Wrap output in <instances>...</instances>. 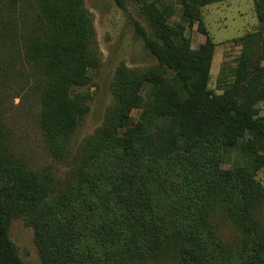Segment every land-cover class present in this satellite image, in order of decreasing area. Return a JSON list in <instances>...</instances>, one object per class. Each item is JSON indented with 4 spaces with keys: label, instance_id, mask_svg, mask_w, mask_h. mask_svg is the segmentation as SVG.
<instances>
[{
    "label": "trees",
    "instance_id": "trees-1",
    "mask_svg": "<svg viewBox=\"0 0 264 264\" xmlns=\"http://www.w3.org/2000/svg\"><path fill=\"white\" fill-rule=\"evenodd\" d=\"M193 1L204 5L222 0ZM33 2L45 27L41 34L28 36L23 54L43 72L40 126L53 152L61 153L62 140L73 133L82 111L69 96V88L85 77L96 56L91 16L83 0ZM115 2L124 8L121 0ZM254 3L257 29L241 38L232 82L221 95L213 96L207 89L213 43L206 39L198 49H189L183 26L176 30L161 25L173 32L176 42L150 40L173 77L156 80L144 95H137L135 79L122 74L116 80L115 105L94 137L97 145L103 143L111 150L119 169L111 182L91 195L97 194L100 201L115 198L114 218L122 217L121 207L125 208L135 239L143 237L149 245L146 259L207 263L206 250L198 240L210 230L204 227L217 212L230 220L241 237L238 264H264V227L256 218L264 204V187L254 179L264 163V121L257 108L264 102V0ZM147 8L154 19H162L155 6ZM132 107L141 110L137 120L130 119ZM238 142L243 164L221 170L220 154ZM90 170L83 174L85 179L80 177L79 187L94 182ZM0 174L11 182L2 184L12 187L6 197L0 194V264H15L6 229L11 218L21 214L29 217L36 243L51 264L77 259L81 245L76 220L54 212L47 201V183L10 160L1 124ZM190 199L196 206L193 215L182 206ZM118 230L124 234L125 228H113L112 234Z\"/></svg>",
    "mask_w": 264,
    "mask_h": 264
},
{
    "label": "rangeland",
    "instance_id": "rangeland-1",
    "mask_svg": "<svg viewBox=\"0 0 264 264\" xmlns=\"http://www.w3.org/2000/svg\"><path fill=\"white\" fill-rule=\"evenodd\" d=\"M121 2L124 8L115 0H83V7L91 16L96 56L85 77L69 88V96L82 111L76 117L73 133L62 140L63 151L54 153L40 126V90L45 78L38 64L23 54L28 36L41 34L45 26L33 0H0V124L5 132V151L10 160L47 183L48 205L54 212H63L64 218L73 216L80 228L78 258L59 264H182L178 259H146L149 245L143 237L135 239L130 230L135 227L127 222L125 208L121 207L122 217L114 218L115 198L100 201L97 194L91 195L100 185L111 182L119 169L111 150L103 143L97 145L94 135L115 105L116 80L122 74L135 79L137 95L149 93L156 80L174 76L150 41H177L173 32H166L161 25L176 30L183 26L182 37L191 50L198 49L206 39L213 43L207 82L213 96L221 95L231 84L241 38L258 25L254 0H222L204 5L192 0ZM147 5L155 6L162 19H154ZM257 108L258 117L264 121V102H259ZM140 112V108H130V119L137 120ZM241 164L239 142L220 154L221 170H233ZM88 170L94 182L79 187L80 177L85 179L83 174ZM2 175L0 194L4 198L12 187L2 184L11 183ZM254 179L264 187V163L254 173ZM190 200L182 206L193 215L196 206ZM257 211L256 218L264 227V204ZM29 221L24 214L13 216L6 229L15 264H51L36 243V230ZM117 221L119 225L115 227ZM113 228H125L124 234L121 230L112 234ZM204 228L210 230L199 236L198 243L207 255V263L201 264H238L241 237L230 220L216 212Z\"/></svg>",
    "mask_w": 264,
    "mask_h": 264
}]
</instances>
